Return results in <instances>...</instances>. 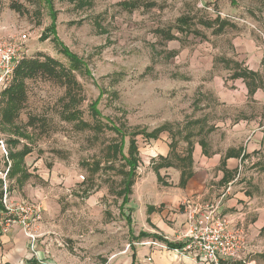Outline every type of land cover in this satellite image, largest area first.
<instances>
[{
	"label": "rangeland",
	"instance_id": "obj_1",
	"mask_svg": "<svg viewBox=\"0 0 264 264\" xmlns=\"http://www.w3.org/2000/svg\"><path fill=\"white\" fill-rule=\"evenodd\" d=\"M81 1L87 2L83 8L77 6ZM54 10L58 38L86 62L91 75L75 74L79 88L70 108L64 81L43 72L24 80V103L11 124L2 118V93L17 82L16 72L0 91V140L8 152L24 146L32 150L27 169L33 173L25 186L32 184L33 191L24 192L14 182L15 193L10 192L42 207V218L33 229L34 251L20 228L28 251L24 264H131L132 255L148 247L140 246L147 240L136 242L134 237L148 223L149 203H164L160 213L183 221L186 202L197 196L182 197L176 169L162 170L164 183L157 181L152 162L161 161L154 148L167 146L178 165L176 157L186 154L189 143L200 149L204 142L211 157L244 149L250 138L264 135V87L259 85L250 96L246 83L233 79L237 63L264 77V0H55ZM49 14L43 0H0V44L27 35L23 60L51 58L68 69L53 36L42 40L51 24ZM182 17L192 21L185 32L179 28ZM219 21L228 26L217 33ZM101 93L98 108L105 125H125L127 135L168 128L158 141L137 137L141 164L131 196L134 203L125 208L117 194L119 164L107 169L106 147L114 132H95L64 119L66 110H78L82 121L94 125L89 107ZM12 141L19 145L14 148ZM260 158L256 166L250 162L241 168L237 180H245L243 188L252 199L254 195L262 200L264 192L255 190L264 187V154ZM95 163L101 170L94 169ZM196 163L194 167H203V158ZM217 170L207 179L210 192H204L201 206H196L220 205L221 216L239 234L243 248L250 241L255 249H264L263 236L252 239L255 232L249 229L255 212L248 213L243 200H238L242 210L225 207L242 190L229 191L219 184ZM227 215L236 217V228Z\"/></svg>",
	"mask_w": 264,
	"mask_h": 264
},
{
	"label": "crops",
	"instance_id": "obj_2",
	"mask_svg": "<svg viewBox=\"0 0 264 264\" xmlns=\"http://www.w3.org/2000/svg\"><path fill=\"white\" fill-rule=\"evenodd\" d=\"M262 130H264V127L262 128ZM249 140L250 141H248L246 145H244V149L243 148L242 149L241 148L240 149H229L224 154H214L211 157L206 155L207 145L204 142H203V144L205 145L204 149L202 145L200 144H199L201 147L200 149L193 145L194 163L192 167L184 168L183 164L180 163L177 158V157H183L184 155H178L176 157V160L178 161V165L180 166L174 164L175 168H169V169H172V170L176 169V172L178 173L179 177H178V187L177 188L182 191L184 195L182 197L189 198L193 195H197L196 200L186 202L187 207L196 206V205L201 206L202 204L201 199L204 196L203 195L204 192H210L209 190L210 187L208 189V185H207V179L212 175V171H214L215 169H218L217 170V173H218L217 180L219 184L226 186L227 189H229V191H233V189L237 190L238 187H240L242 190V192L234 194V196H232L231 199L226 203L225 207L229 209L242 210V209H239L238 200H241V201L243 200L246 203L245 205H247L248 207L246 211L248 213L255 212L254 214L255 221L249 225V229L250 230L253 229V231L255 232V234H253V232L251 231L252 239H258V238L260 239L261 236H263L262 238L264 239V199L262 198L261 200L260 196L255 197L254 195L252 199L251 195L248 192L249 189L243 188L244 185H246L245 180L244 179L237 180L238 178L237 175H239V172L240 173L242 172V169L243 167H245L246 164H249L250 162H252V166H256V164L261 162L260 157L261 155L264 154V135L263 134L259 138L254 137V138H250ZM15 151L17 150L14 149L11 152H15ZM11 152H8V155L5 156V154L0 148V193L3 192L4 186H7V189L10 194H11L10 190L12 189L14 191L15 187H17L18 189H22L24 192L31 193L33 191V185L26 184L25 186V182H27V179L28 180L30 179L31 174L33 173L31 170L27 169L29 167L28 162H27V157L25 159L26 167L23 168V172L21 171L19 173L11 175L9 174V171L13 165V161L9 157V153ZM153 152L154 153L160 152V156L162 157H168V156L170 157L169 148L167 146L165 147L157 146L156 148H154ZM229 153H232L234 155L239 154V157H233V158L226 159ZM160 156H158V158ZM200 157L203 158V163H202L203 167H194L196 161L201 160ZM223 161H225V164H226L225 170L231 173L232 175V178L230 179L228 183L221 182V180L224 177V169H223L224 167L221 166ZM181 165H182V168H181ZM162 170H160V174ZM24 172L28 174L27 179H24L23 177ZM183 173L186 174L185 176L186 184L184 187L180 185ZM189 174H191V177L187 178ZM155 175H156V172H155ZM7 178H10V180L7 181ZM247 180H250V178H248ZM14 182H17V185L13 188L11 185ZM136 183H137V179H136ZM159 183L162 184L164 183V181L159 182ZM142 184H145V182H142ZM134 187H133V192L135 193ZM211 188H215V187H211ZM255 190L257 192L258 191L264 192V187L263 185L261 187H255ZM145 191H147V188L144 189V192ZM133 203H134V200L131 199L130 197L129 204H133ZM149 204L150 206H148L147 208V213H149L148 212L149 207L154 208V212H152L151 214L150 213L148 214L147 216L148 223L146 224L145 227H142L141 230L151 235L162 237L170 242H178L182 232H184V230L186 229L187 207L185 209V214L183 215V218H184L183 221L177 220V219H174L172 221V219L168 217V213L166 214L164 212L160 213V209L162 208L164 203H161L160 206H158V204H155V203H149ZM0 215H1V212H0ZM230 215H227V216H229V219L234 222L232 223L231 227L236 228L238 226V223L236 222V217H233ZM239 218H238L239 220H243L241 219L242 218L241 216ZM244 222H245V219H244ZM134 236H135V232H134ZM143 240L148 241V240H155V239L147 238ZM258 242L256 244H258ZM252 244L253 243H251L250 241H246L244 244V248L242 249V252L240 254L241 259L230 262V263H226V264H264L263 247H259L258 249H255ZM27 254H28V251L26 250V247H25V238L23 236L22 230L19 227L14 226L11 229H9L7 232H4L2 231L0 227V264H24ZM257 255L261 256V258L258 257ZM133 256H135V264H197L196 261L189 255L178 254L175 251L168 250L166 246L165 248L144 247L143 249L138 250L137 254L134 253L132 255L131 264L134 263ZM149 258L151 259V262L148 261Z\"/></svg>",
	"mask_w": 264,
	"mask_h": 264
},
{
	"label": "trees",
	"instance_id": "obj_3",
	"mask_svg": "<svg viewBox=\"0 0 264 264\" xmlns=\"http://www.w3.org/2000/svg\"><path fill=\"white\" fill-rule=\"evenodd\" d=\"M46 4L47 9L50 12V18H51V24L48 29H46V34L43 35L42 40L46 41L50 38V35L53 36L52 42L57 48L60 55H62L67 61L69 62L68 69L64 68L60 63L55 61L51 58H46L44 61L34 60H23L21 64L16 69V81L12 87L7 89L2 93V96L4 97L5 102V108L3 110V121L4 123L11 124L13 122L14 115L17 114L16 112L19 110V108L24 103V97H25V84L24 80L28 79L29 77H34L38 73L43 72L48 74L51 77H56L60 81H64L68 85V95L70 96V103H67L66 108H70L72 105L75 104L76 99L72 96L73 93H76L77 88H79V83L76 79V73H81L85 76H90V72L88 69V65L86 62L75 55L73 52H71L68 47H66L62 41L57 36V13L54 10V1L55 0H43ZM87 2H80L78 3V7L83 8L86 6ZM220 18L216 19L214 22H217ZM179 25L180 30L182 32H185V29L188 28V25L190 26V23H192L191 19L188 17H182L179 19ZM220 22V21H219ZM206 26H211V24H206ZM226 26H228L227 22H220L219 28L217 29V33H220L223 31ZM237 68L233 74V79H242L248 88L249 95L254 96L257 88H263L264 87V77L259 72H254L249 69H242L243 65L237 63ZM251 81V82H248ZM258 80V82H257ZM260 85V86H259ZM259 86V87H258ZM102 93L99 95L97 100H95L89 107V110L91 111V115L95 121L94 125L84 122L81 120L80 112L78 110H66L65 111V117L64 119L69 122H78V125L83 126L84 128L92 129L95 132H102L104 129L107 128L108 130L114 132L115 138L111 140L110 144L106 147V158L107 162L109 164L108 170H115L112 165L119 164L117 173L121 176L120 181V187L121 189L118 191V196L122 198V208H125L130 203V197L133 193V187L136 183V179L138 177V169L141 164V157H140V151L137 143V137L143 136L147 141H157L160 139V136L168 131L167 126H161L156 129H154L151 132H147L145 130L143 131H135L127 135V132H125L126 127L113 124L112 122H108L107 125L102 123L101 121V112L98 108V104L101 101ZM71 104V105H69ZM171 135V133H170ZM12 144L14 145V148L19 145V141H12ZM190 144V145H189ZM189 147L186 150V154L183 157H177L179 162L183 164L184 168L192 167L194 160H193V144L189 143ZM174 141L170 144V147H173ZM202 145L203 149L205 148V145L203 143H200ZM126 147L128 148V151L125 152ZM32 150L24 146L21 150H17L15 152L9 153L10 159L13 161L12 168L9 171V174H16L19 172H23V168H25V159L28 155H30ZM233 157H239V154H232L229 153L226 157V159L233 158ZM160 163L152 162V166L154 168V171L156 172L157 179L159 182L163 181V177L160 174V170L162 169H169V168H175L174 163L171 161V158L168 157H159ZM101 164L95 163L94 169L96 171L101 170ZM222 167H224V177L221 180L222 183H228L230 179L232 178L231 173L227 172L225 170V161L222 162ZM185 176L186 174H182V180L180 185L183 187L185 186ZM24 179L28 178V174L26 172L23 173ZM191 174L187 176V178H190ZM2 198H3V192L0 193V212L4 211V207L2 204ZM148 212L151 214L154 212V208L149 207ZM127 222L129 225H131L132 220L130 215H127ZM131 236H134L133 229H130ZM147 238H153L155 240H158L166 246L168 250H181L184 248V243L181 242H170L162 237L151 235L149 233H146L144 231H141L138 236L134 240L136 242H140L143 239ZM133 261L135 264V256H133ZM33 264H36L35 261H30Z\"/></svg>",
	"mask_w": 264,
	"mask_h": 264
},
{
	"label": "built area",
	"instance_id": "obj_4",
	"mask_svg": "<svg viewBox=\"0 0 264 264\" xmlns=\"http://www.w3.org/2000/svg\"><path fill=\"white\" fill-rule=\"evenodd\" d=\"M27 40V35H22L16 41L0 44V91L10 85L17 67L24 58ZM0 148L7 156L8 151L2 141ZM2 204V231L7 232L14 226L21 228L30 242L31 250L34 251L37 236L33 229L42 218V207L11 196L7 186L3 189ZM186 217V229L178 240L185 246L175 252L188 254L197 264H226L241 259L243 241L238 233L229 229L228 222L220 214V205H206L203 208L190 206L187 208ZM140 245L165 248L163 243L156 240H148ZM148 261L151 262V259Z\"/></svg>",
	"mask_w": 264,
	"mask_h": 264
}]
</instances>
